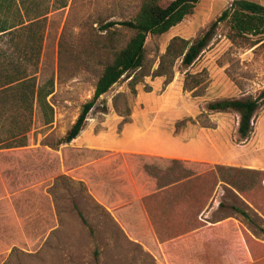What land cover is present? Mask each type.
<instances>
[{"label": "rangeland", "instance_id": "obj_1", "mask_svg": "<svg viewBox=\"0 0 264 264\" xmlns=\"http://www.w3.org/2000/svg\"><path fill=\"white\" fill-rule=\"evenodd\" d=\"M254 1L264 5V0ZM136 2L35 0V4H30L31 10L35 6L47 7L40 52L35 59L27 60L23 54L26 32L14 39L0 38V81L4 70L15 72L22 68L26 75L35 76L36 87L50 90L46 104L33 102L29 117L25 108L13 100L14 93L8 99L0 93V141L15 132L18 137L23 127H27L29 134L26 145L0 152L4 173V182H0V264L164 263L160 248L152 240L153 232L129 226L126 233L91 196L93 191L108 203L113 196H133L137 190L131 173L140 192L153 189V177H157L159 181L155 184L175 182L173 189L181 197H189L181 199L183 207L196 211L214 207L215 211L208 215L212 219L235 215L244 224L245 232L247 229L261 239L256 246L258 253L255 244L251 245L255 264H264V254L260 253L261 245L264 246V234L260 231L264 228V216L255 212V204L264 212V97L259 101L253 131L246 141H239L236 112L205 113L204 108L207 101L217 98L259 95L264 88V44L251 48L232 44L225 37L227 26L222 22L209 44L187 68L189 73H199L202 78L195 93L182 89L184 72L178 67L179 61L173 80L166 86L163 76H145L132 92L128 74L122 75L100 95L87 114L85 126L76 139V144L83 146L57 145L82 104L91 98L100 69L95 63L82 64L80 60L90 36L98 37L91 33L88 24L99 17L128 18ZM229 2L198 0L193 13L181 22L163 34L148 35L145 51L153 68L171 37L193 40ZM65 25L64 41L73 51L67 55L63 52L59 67L58 40ZM126 105L129 115L125 114ZM17 137L15 141L19 142ZM170 145L184 150L203 147L205 157L219 164L187 161L157 164L155 159L130 155L124 158L118 153L93 163L110 152L100 148L142 150ZM70 169L74 170L67 174ZM77 176L86 177L90 188ZM233 206L249 217H243ZM133 216L128 213L126 217ZM201 217L195 216L196 222L204 223L206 217ZM193 219L190 224L195 223ZM179 220L186 222L188 216L181 215ZM94 250L98 251L97 257Z\"/></svg>", "mask_w": 264, "mask_h": 264}, {"label": "trees", "instance_id": "obj_2", "mask_svg": "<svg viewBox=\"0 0 264 264\" xmlns=\"http://www.w3.org/2000/svg\"><path fill=\"white\" fill-rule=\"evenodd\" d=\"M197 2L198 0H137L134 12L128 18L106 20L99 17L88 24L91 33L95 32L94 34L98 37L95 39L92 35L90 36L88 46L81 51L80 60L82 64L95 63L100 66V69L91 98L82 104L75 120L65 134L59 138L57 145L69 143L79 135L87 121V114L97 99L122 75L128 74V86L132 92H135V85L145 76H163V86H166L173 80L174 67L179 61L178 67L184 72L182 89L195 93L200 87L202 78L199 73H189L187 68L209 44L218 25L222 22L227 26L225 37L232 44L244 48L264 44V5L254 0H230L204 32L193 40L177 35L171 37L153 68V63L148 60L145 51L146 37L168 31L187 15L192 14ZM31 3L35 4V0H0V38L8 36V39H14L18 34L26 32L22 50L27 60L35 59L39 55L47 14L45 11L47 7L40 9L39 6H35L36 9L31 10ZM65 5L66 3L62 6ZM86 21H83V26ZM95 23L97 25L93 26ZM36 27L39 28L35 29ZM65 34L66 25L63 26L58 40L59 67L62 64L63 52L67 55L73 51L69 49V45L66 47ZM11 66L18 67L12 64ZM1 78L0 93L4 99H8L9 95L14 93L13 100L25 108L28 117L35 100L41 105L47 103L45 99L50 90H45L43 86L36 87L35 76L26 75L22 68L15 72L4 70ZM263 97L264 88L256 97L217 98L205 103V113L207 111L236 112L239 116L237 126L239 141H246L253 131L254 114ZM114 105L116 106V103ZM125 112L126 115L130 114L128 105L125 106ZM176 126L178 127V123L175 128ZM202 126L209 125L202 124ZM27 131V127H23L19 130L18 137L15 132L9 139L1 140L0 143L3 146L0 148L26 145L29 138ZM16 137L19 142L15 141ZM10 141H14L13 144ZM233 207L243 217H249L244 210ZM78 214L83 222H86L82 213L78 212ZM260 231L264 234V228H260ZM254 244L256 251L258 242ZM250 247L253 250L251 244ZM261 247L260 253L264 254V246L261 245ZM94 255L98 256L97 250H94Z\"/></svg>", "mask_w": 264, "mask_h": 264}, {"label": "crops", "instance_id": "obj_3", "mask_svg": "<svg viewBox=\"0 0 264 264\" xmlns=\"http://www.w3.org/2000/svg\"><path fill=\"white\" fill-rule=\"evenodd\" d=\"M76 139L77 137L66 144L76 148L82 147L83 145L76 144ZM170 146V148L148 146L142 150L100 148L101 150L110 152L96 158L93 160V163L103 160L114 153H118L124 158L126 155H130V157L138 156L155 159L154 162L157 164L173 161L219 164L218 161L205 157L206 153L203 147L200 149L184 150L174 145ZM16 147L20 146L0 148V152ZM72 170L74 169L66 170V173L69 174ZM129 172L132 171L129 169ZM76 179L84 182L90 188L86 177L77 176ZM153 179H155L153 180L154 184L155 182L158 183L159 178L153 177ZM131 181L133 187L137 190L133 196H113L110 200L111 202L108 203L93 191H90V193L97 204L106 211L110 219L115 224H118L121 230L127 233L129 226H133L153 232L152 240L160 248L165 264H255V256L250 244L259 242L261 239L247 229V232H245L244 224L235 215L229 214L212 219L208 215L210 212L215 211L216 208L214 207L208 208L207 206L196 211L191 210L187 206H181V199L189 197H181L178 191L173 189L175 182L164 186L153 184L151 185L155 186L153 189L140 192L132 173ZM0 182H4V173L1 165ZM6 188L3 190H7ZM11 205L14 210L12 202ZM255 212L258 215L264 216L263 210L256 204ZM128 213L134 215L133 218L126 217ZM137 215L140 216L139 220L137 219ZM181 215H187L188 221H180L179 216ZM197 215L201 219V216L205 215L204 223L196 222L195 216ZM192 219L195 223L190 224ZM138 222L142 225L138 226Z\"/></svg>", "mask_w": 264, "mask_h": 264}]
</instances>
